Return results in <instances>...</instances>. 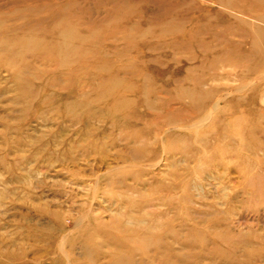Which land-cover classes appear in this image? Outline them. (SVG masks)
Listing matches in <instances>:
<instances>
[{
  "label": "rangeland",
  "instance_id": "1",
  "mask_svg": "<svg viewBox=\"0 0 264 264\" xmlns=\"http://www.w3.org/2000/svg\"><path fill=\"white\" fill-rule=\"evenodd\" d=\"M0 264H264V0H0Z\"/></svg>",
  "mask_w": 264,
  "mask_h": 264
}]
</instances>
